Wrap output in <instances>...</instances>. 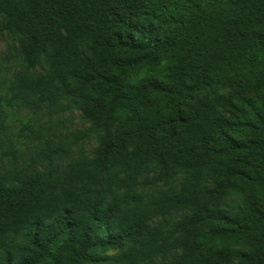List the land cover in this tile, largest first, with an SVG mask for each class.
Returning <instances> with one entry per match:
<instances>
[{"label":"trees","instance_id":"16d2710c","mask_svg":"<svg viewBox=\"0 0 264 264\" xmlns=\"http://www.w3.org/2000/svg\"><path fill=\"white\" fill-rule=\"evenodd\" d=\"M0 35V264H264V0H0Z\"/></svg>","mask_w":264,"mask_h":264},{"label":"rangeland","instance_id":"374dc122","mask_svg":"<svg viewBox=\"0 0 264 264\" xmlns=\"http://www.w3.org/2000/svg\"><path fill=\"white\" fill-rule=\"evenodd\" d=\"M9 45H11L9 38L6 35H0V54L10 55L12 60L16 56V53L8 49ZM43 122H47V119H44ZM51 124L58 135H68L70 139H73V133L84 131L91 125L81 118V112L78 110L67 112L54 118ZM79 147H81L87 155L93 156L99 148V143L95 138H92L80 142Z\"/></svg>","mask_w":264,"mask_h":264}]
</instances>
